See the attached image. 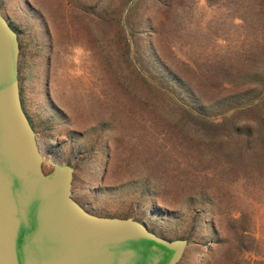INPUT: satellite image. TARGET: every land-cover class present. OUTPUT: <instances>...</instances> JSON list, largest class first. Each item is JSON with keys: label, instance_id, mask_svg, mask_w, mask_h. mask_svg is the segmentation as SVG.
I'll use <instances>...</instances> for the list:
<instances>
[{"label": "rangeland", "instance_id": "rangeland-1", "mask_svg": "<svg viewBox=\"0 0 264 264\" xmlns=\"http://www.w3.org/2000/svg\"><path fill=\"white\" fill-rule=\"evenodd\" d=\"M0 9L21 102L45 77L63 107L47 128L26 114L45 173L71 165L89 213L187 240L178 264H264V0Z\"/></svg>", "mask_w": 264, "mask_h": 264}, {"label": "water", "instance_id": "water-1", "mask_svg": "<svg viewBox=\"0 0 264 264\" xmlns=\"http://www.w3.org/2000/svg\"><path fill=\"white\" fill-rule=\"evenodd\" d=\"M18 57L17 33L0 9V264H178L187 240L89 213L72 197L71 165L43 171Z\"/></svg>", "mask_w": 264, "mask_h": 264}, {"label": "crops", "instance_id": "crops-1", "mask_svg": "<svg viewBox=\"0 0 264 264\" xmlns=\"http://www.w3.org/2000/svg\"><path fill=\"white\" fill-rule=\"evenodd\" d=\"M9 3L13 4L17 9L23 8L24 11H26V9L32 10V0H9ZM30 87L31 89L28 90L26 96L22 98L23 108L26 114L35 115L36 118L39 115H37V113L41 112L44 116V118H42L43 121L36 119L34 122L37 121V124L43 128H47L46 124L53 123L52 118L62 113L63 107L55 96L54 91L50 89V85L45 77L35 79L33 85ZM34 122L32 120V123Z\"/></svg>", "mask_w": 264, "mask_h": 264}, {"label": "trees", "instance_id": "trees-1", "mask_svg": "<svg viewBox=\"0 0 264 264\" xmlns=\"http://www.w3.org/2000/svg\"><path fill=\"white\" fill-rule=\"evenodd\" d=\"M190 97L193 98L194 96L190 93ZM243 98H244V94H242V95H238L236 99H240V100H241V99H243ZM193 99H194V98H193ZM237 101H238V100H237ZM198 113L201 114V112H198ZM201 115H203V113H202Z\"/></svg>", "mask_w": 264, "mask_h": 264}]
</instances>
